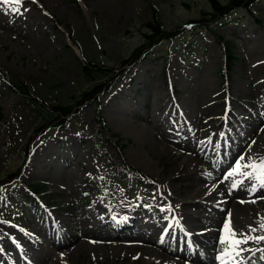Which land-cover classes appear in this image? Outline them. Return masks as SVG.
Masks as SVG:
<instances>
[{
    "label": "rangeland",
    "instance_id": "rangeland-1",
    "mask_svg": "<svg viewBox=\"0 0 264 264\" xmlns=\"http://www.w3.org/2000/svg\"><path fill=\"white\" fill-rule=\"evenodd\" d=\"M213 13L208 0L0 3V179L22 169L0 191V264H187L131 238L169 232L195 248L200 206L221 230L234 210L236 233L264 236L256 182L210 167L242 144L241 164L264 160V0ZM152 22L181 35L124 65ZM121 71L99 106L86 102L25 155L53 118L45 105L75 103ZM122 221L135 227L111 231ZM221 235L199 257L215 264ZM241 247L251 251L229 264H264V241Z\"/></svg>",
    "mask_w": 264,
    "mask_h": 264
},
{
    "label": "trees",
    "instance_id": "trees-1",
    "mask_svg": "<svg viewBox=\"0 0 264 264\" xmlns=\"http://www.w3.org/2000/svg\"><path fill=\"white\" fill-rule=\"evenodd\" d=\"M209 3L212 6V9L214 11L211 21H215L219 16H224L225 14L229 13L230 11L240 8L242 6L250 7L251 4L254 2H257L258 0H228L227 3H222L220 0H208ZM206 20V19H204ZM202 24V23H201ZM161 26L157 25L156 23L152 22L148 26V32L146 33V41L137 48L129 60H126L123 62V64H132L137 59H139L142 55H144L146 52L150 51L155 46H158L162 40L164 39H172L175 38V36L179 35L181 32L176 33H167L164 31ZM85 70L88 71L87 68ZM123 72V71H121ZM119 76V74H111L110 78L111 80L113 78H116ZM104 87H111V83H104L102 85H99L95 87L91 91H86L82 93L79 97L76 103H58V104H51L45 105V107H48L50 110V113L53 115V119H51V123L48 124V126H42L37 129L36 135L32 138L33 143L38 141L41 138V135H43L47 130V128L51 126H57L59 124H62L65 122V118L70 115L72 112L79 111V108L82 104H84L87 101L90 100H98L100 98V92L102 91V88ZM44 105V104H43ZM43 130V131H42ZM42 131V132H41ZM27 152L29 151V148L26 149ZM21 170L19 169L17 172L8 175L5 179H0V188L8 183L11 182L19 176Z\"/></svg>",
    "mask_w": 264,
    "mask_h": 264
},
{
    "label": "bare ground",
    "instance_id": "bare-ground-1",
    "mask_svg": "<svg viewBox=\"0 0 264 264\" xmlns=\"http://www.w3.org/2000/svg\"><path fill=\"white\" fill-rule=\"evenodd\" d=\"M134 72H136V70ZM132 77H133V74H132ZM166 149L169 152H171V151H173L172 149H174V148L172 145H169V142L166 141ZM238 159L239 158H237L236 155H231L229 153H226L224 156L223 163L221 165L218 166V165H215L214 163H210V167H211V169L215 170L217 173H221V172H223V170L225 169V166L227 164H231L233 166V168H235L237 165V162L239 161ZM240 163H241V160H240ZM196 195H199V194H196ZM210 195L215 196V194H211V193H210ZM200 196L202 197L201 198L202 200H206L209 202L211 200L210 196H204V195H200ZM191 203L195 205V202H191ZM196 206L198 207V204H196ZM234 206H237V204H235ZM225 207H227L226 204H224L222 206V209ZM199 209H200V211H192V209H191V211H189V213H190L191 220L197 219L199 222V224L196 225V228H194L193 232L195 233L196 236H203V238L200 240V242L196 245L205 246L207 243H210V239L213 237V235H216L219 231H222V230H221L219 224L218 223L215 224V222L213 220V219H215V212L213 210H209L208 211L209 214H208V213L204 212L207 210L201 211V209L202 210L204 209V208H202V206H200ZM231 213L233 215H231L230 218L233 219L235 217L234 210H231ZM235 213H236L237 217H240V215L238 216V213H240L238 210H236ZM201 221H205L208 224L210 223V225L207 226L208 228L204 227L201 229H197V226H199L202 223ZM130 227L134 228L135 224L134 223L131 224ZM131 239H132L131 241L136 240L137 241L136 244H138V245H139L138 242L150 243V244L154 245L159 251H162L164 253L166 252L169 255L171 253L174 254L172 252L174 250V247H171L169 242L156 243V242H153L152 239H149V240L143 239V238H131ZM206 241H208V242H206ZM171 242L173 245H175L177 248H179V251L176 252V250H175L176 256L181 258L183 261H185V263H187V264H195V263H197V264H210L209 261H205L202 257L198 258L199 250H197L195 252H191L189 250V245H190L189 241H182V240L176 239V240H172ZM219 256H220V254H217V256L215 257V259H216L215 264H217V262L220 261V259L217 258ZM212 260L214 261L213 257H212Z\"/></svg>",
    "mask_w": 264,
    "mask_h": 264
},
{
    "label": "snow or ice",
    "instance_id": "snow-or-ice-1",
    "mask_svg": "<svg viewBox=\"0 0 264 264\" xmlns=\"http://www.w3.org/2000/svg\"><path fill=\"white\" fill-rule=\"evenodd\" d=\"M22 0H0V3L3 4H20ZM243 157H241V160ZM242 169H250L251 171H242ZM232 175H243L249 180H254L256 183L249 188L250 193H255L259 186V188H264V160L260 162H253V163H244L241 164L240 161L237 162V165L232 173H229V176ZM239 183H243L240 181ZM236 185H234L235 187ZM255 202V201H249ZM241 203H245V201H241ZM115 219V217H113ZM126 219V218H125ZM259 228L264 230V218H261ZM256 228L249 227V233L256 232ZM250 241L254 242H262L264 241V236H252L247 233H236V231L230 225V216L229 221H226L223 229L222 235L220 237V243L225 245V249L221 256L217 257L221 260V264H229V261H235L236 257H240L244 251H251L250 249H245L241 247V245H246ZM264 251V250H261ZM223 257H227L228 259L225 260ZM264 258V257H261Z\"/></svg>",
    "mask_w": 264,
    "mask_h": 264
}]
</instances>
